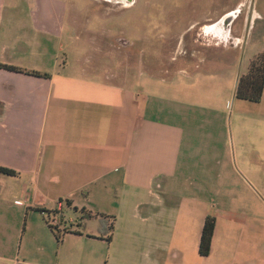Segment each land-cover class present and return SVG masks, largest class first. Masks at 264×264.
Returning <instances> with one entry per match:
<instances>
[{
	"label": "crops",
	"instance_id": "0c3cea01",
	"mask_svg": "<svg viewBox=\"0 0 264 264\" xmlns=\"http://www.w3.org/2000/svg\"><path fill=\"white\" fill-rule=\"evenodd\" d=\"M100 3L127 6L0 0V64L21 70L0 68V166L15 172L0 173V264H214L218 225L231 220L210 213L206 198L172 187L197 141L182 125L192 117L165 93L198 72V53L229 61L238 51L193 42L195 21L174 35L178 65L157 71L141 59L134 65L128 49L121 65L119 37L105 26L87 29L91 19L81 17L87 8L100 16ZM86 49L99 58L85 55L70 66L68 57L79 61ZM263 100L264 83L257 103ZM39 209L59 215L58 237ZM207 214L215 216V228L208 255L200 256Z\"/></svg>",
	"mask_w": 264,
	"mask_h": 264
},
{
	"label": "rangeland",
	"instance_id": "374dc122",
	"mask_svg": "<svg viewBox=\"0 0 264 264\" xmlns=\"http://www.w3.org/2000/svg\"><path fill=\"white\" fill-rule=\"evenodd\" d=\"M70 1L85 7L104 0ZM212 2L206 7L202 0H134L132 5L118 8H105L100 3V16L90 13L95 9L87 8L81 17H90L87 29L97 28L100 32L105 26L108 35L119 37L121 65L125 64L122 51L128 49L134 55V65L141 59L145 67L155 71L182 61V55L175 57L173 51L177 48L174 35L180 31L186 34L189 24H201L237 10L230 32L231 36L244 38V23L247 29L249 18L253 19L243 46L237 48V53L231 52L229 61L222 55L207 57L201 50L202 54L193 56L198 72L191 80L179 79L170 86L174 92L165 94L173 93L169 97H175L182 111L192 117V123L182 125L197 141L190 162L179 168L172 187L183 196L206 198L210 213L226 214L231 220L218 225L219 248L211 255L214 264L225 260L230 264H264V100L253 103L233 98L237 72L242 75L248 61L264 49V0ZM101 16L112 17V21ZM75 46L73 52L77 50ZM85 55L97 59L100 52L94 54L86 49L79 61L68 57L69 65H81L87 59ZM70 216L74 217L72 211L65 214L66 218ZM199 219L192 217L193 222Z\"/></svg>",
	"mask_w": 264,
	"mask_h": 264
},
{
	"label": "trees",
	"instance_id": "16d2710c",
	"mask_svg": "<svg viewBox=\"0 0 264 264\" xmlns=\"http://www.w3.org/2000/svg\"><path fill=\"white\" fill-rule=\"evenodd\" d=\"M0 68L21 71L19 68L14 66H9L6 64H0ZM26 73L45 76L48 74H41L37 71H26ZM264 83V49L256 53L248 62L246 71L238 77V81L235 87L234 97L241 100H246L249 102L257 103L261 99L262 89ZM0 173L6 175H12L13 172L10 169L0 166ZM40 212L44 213L45 216L49 213L47 210L39 209ZM51 230H53L58 237L56 226L49 225ZM108 234L106 240H110L112 233V222L108 225ZM215 228V216L207 214L202 222L199 242H198V254L200 256H207L210 250L211 238Z\"/></svg>",
	"mask_w": 264,
	"mask_h": 264
},
{
	"label": "flooded vegetation",
	"instance_id": "af4514ba",
	"mask_svg": "<svg viewBox=\"0 0 264 264\" xmlns=\"http://www.w3.org/2000/svg\"><path fill=\"white\" fill-rule=\"evenodd\" d=\"M128 5H132L134 0H120ZM194 2V0H193ZM203 4L206 7L212 5V0H202ZM237 10L233 12H225L216 19L207 20L206 22L201 23L200 25L190 26L191 38L193 42H199V44H204L208 50H211L222 43L224 45H229L233 49L241 48L243 46L247 35L250 32V25L253 23V19L249 18L248 27L245 29L244 23V38H239L231 36V24L237 17ZM247 21V18H245ZM238 50V49H237Z\"/></svg>",
	"mask_w": 264,
	"mask_h": 264
},
{
	"label": "built area",
	"instance_id": "2783aa9c",
	"mask_svg": "<svg viewBox=\"0 0 264 264\" xmlns=\"http://www.w3.org/2000/svg\"><path fill=\"white\" fill-rule=\"evenodd\" d=\"M45 217L49 225L57 226L59 224V215L55 211H50Z\"/></svg>",
	"mask_w": 264,
	"mask_h": 264
},
{
	"label": "water",
	"instance_id": "95a60500",
	"mask_svg": "<svg viewBox=\"0 0 264 264\" xmlns=\"http://www.w3.org/2000/svg\"><path fill=\"white\" fill-rule=\"evenodd\" d=\"M238 77H239V72H237V76H236V82H235V86H234V91H233V94L235 92V87H236V84H237V81H238Z\"/></svg>",
	"mask_w": 264,
	"mask_h": 264
}]
</instances>
